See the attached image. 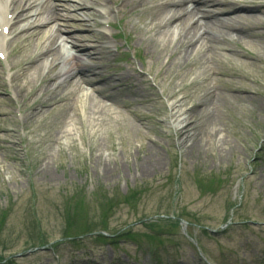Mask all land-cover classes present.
<instances>
[{
  "label": "rangeland",
  "instance_id": "1",
  "mask_svg": "<svg viewBox=\"0 0 264 264\" xmlns=\"http://www.w3.org/2000/svg\"><path fill=\"white\" fill-rule=\"evenodd\" d=\"M51 1L58 18L34 23L50 31L25 53L41 55L60 32L57 68L86 70L92 83L46 82L44 54L18 84L66 95V112L36 95L21 109L0 56V256L11 259L0 264H264V38L238 39L255 57L229 64L238 35L215 25L214 50L184 59V46L170 54L179 27L158 32L115 0ZM151 1L144 8L161 2ZM208 8L228 17L223 4ZM125 21L147 32L132 40Z\"/></svg>",
  "mask_w": 264,
  "mask_h": 264
},
{
  "label": "bare ground",
  "instance_id": "2",
  "mask_svg": "<svg viewBox=\"0 0 264 264\" xmlns=\"http://www.w3.org/2000/svg\"><path fill=\"white\" fill-rule=\"evenodd\" d=\"M106 1L114 3V0ZM148 1L151 0H115V2H120V11L124 10L125 12L128 9V12L132 13L133 16L138 17L140 21L150 19V23L152 24L151 29L157 28L156 31L158 32L161 30L167 31L171 27H175L176 30L179 27V31L177 32L178 44L176 47H173L171 49L170 54H175L178 48L184 46V59H187V57H189L190 54L194 53L196 49H199L198 51L201 52L207 51L208 53L214 50L216 44H213V42L219 41L220 36L222 35L221 31H215V29L213 28L214 25H221L228 32L236 33L238 35V38L236 39H229V41L233 42V44L231 45L232 47L229 48V56L226 55L227 63L229 64L231 63V61L233 62L235 60L234 56L236 58L255 57V54L253 52L244 50L238 45V39L243 40V38H264V0H161V2L156 5L154 4L151 7L144 8V5H146ZM155 1L157 0H152L151 2L154 3ZM187 2L193 3L192 8L189 9L188 7H185V4ZM216 3L227 5L224 9L227 8L228 10H225L224 12L230 13L228 14V18L223 17L221 15L222 13H217V10L215 9L203 10L204 6L207 7ZM62 5L67 7L66 4ZM88 5V2H82L81 6ZM57 10V2L55 3L51 0H0V26L2 25L3 27H5L8 22H11L12 25H14L10 27V31L8 34H15V38L8 39L6 41L5 48H7V50L9 48L7 60L8 62L10 61V70L13 71V74L11 76L12 86L14 87L16 85L19 88V95H21L23 91L25 93L23 95V98H19V95L17 94V98L19 99V103L21 104V109H26L28 106H30V108H33V101L30 98L36 95V91L35 89H32L30 91L25 90V88H22L25 85H19L18 80L26 72L25 68L27 67L26 65L29 60L33 59L35 61L44 56V54H48L51 56L50 66H48L49 73L43 76V79H45L46 82L51 81L54 78H59L60 82L57 87H59L63 83H74L77 85L80 80L86 83H89V81L90 83L92 82L87 73L85 74V72H83L81 69L79 70V73H76L75 70L69 65H63L60 68H57V65H60L64 62L63 57L65 55L63 49H61V47L57 45L58 38L62 36L60 32H56L55 35H50V44H46V46L44 44V51L41 55L36 56L35 54L25 53V49L23 48V46H26L25 42L27 40L33 37H39L41 34L43 35L44 33L50 31L48 29H31L34 23H36V21H41L42 19H44L42 23L45 24L57 19ZM198 13L204 17L199 18ZM195 14L196 18L194 16ZM32 18H35V20L32 22H28L25 25L22 24ZM127 26L130 27L131 24L130 22L125 21L124 28H126ZM130 28L131 31L128 33V36L132 40L147 32L139 29L137 25H132V27ZM63 30L69 32V30L67 29ZM126 31H129V29H126ZM2 33H0V47L5 46V40ZM66 37H72V35L67 34ZM75 40H78L77 37ZM169 42L172 43L173 40H170ZM75 47H77L78 50H81L83 53L84 50H86L84 48L86 46L79 47L78 45H76ZM140 47L142 50H145L146 48L144 44H142ZM231 56H233V58ZM143 58L145 57L143 56ZM193 64L195 63H191L190 66ZM42 65V62H40L39 64H35L34 67L36 68ZM83 68H88V66L83 65ZM51 69L53 71L56 70V73L50 74V72L52 71ZM224 72L226 73L222 75L236 74V70L234 69H230L227 71L225 70ZM77 76H80V79H77ZM86 76L88 78H86ZM183 91L186 92L184 88ZM205 91L206 93L204 94V96L210 97L212 93H214L215 89H213L211 92H209V89H206ZM186 93L184 94V97L188 98V96L190 95ZM176 94V91L170 92L171 97L176 96ZM47 97L48 96L44 93L43 96L36 95L34 100H37L36 102L40 101L41 103H48V101H50L51 104L54 105V108L66 112L67 105L63 104L67 99L66 95L60 97H58L57 95L50 96L49 98ZM174 105L175 103H173V106ZM100 108L101 105L99 103H95L91 108L93 110V114H95L94 111H99ZM190 113L192 112L183 113V115L186 114L188 116L184 119V122L186 124L183 128L186 127V130H189V127L192 126L190 123L192 117H189ZM183 115L178 116L180 117ZM187 118L189 119L187 120ZM176 120H178V117ZM189 132L190 131H186V133H188L187 135H189Z\"/></svg>",
  "mask_w": 264,
  "mask_h": 264
},
{
  "label": "trees",
  "instance_id": "3",
  "mask_svg": "<svg viewBox=\"0 0 264 264\" xmlns=\"http://www.w3.org/2000/svg\"><path fill=\"white\" fill-rule=\"evenodd\" d=\"M101 238H103V237H101Z\"/></svg>",
  "mask_w": 264,
  "mask_h": 264
}]
</instances>
